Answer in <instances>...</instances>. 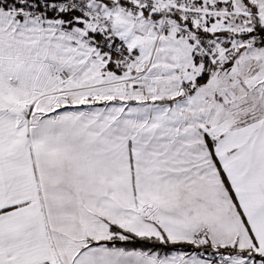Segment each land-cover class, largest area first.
Here are the masks:
<instances>
[{
	"label": "snow or ice",
	"instance_id": "snow-or-ice-1",
	"mask_svg": "<svg viewBox=\"0 0 264 264\" xmlns=\"http://www.w3.org/2000/svg\"><path fill=\"white\" fill-rule=\"evenodd\" d=\"M0 264H264V0H0Z\"/></svg>",
	"mask_w": 264,
	"mask_h": 264
}]
</instances>
